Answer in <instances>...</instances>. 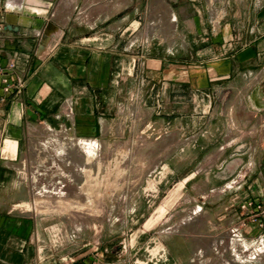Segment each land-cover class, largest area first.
Listing matches in <instances>:
<instances>
[{"label":"crops","instance_id":"1","mask_svg":"<svg viewBox=\"0 0 264 264\" xmlns=\"http://www.w3.org/2000/svg\"><path fill=\"white\" fill-rule=\"evenodd\" d=\"M147 1L0 0V66L14 65V88L5 94L0 85V264H67L47 252L49 223L19 209L30 196L21 176L26 134L37 122L86 140L112 134L114 102L135 68L123 52L152 53L135 74L145 83L141 99L153 103V115L166 118L174 137L170 153L156 163L164 171L160 184H181L183 193L191 184L201 187L193 191L198 202L232 182L223 193L235 197L234 205L264 198V0H235L250 8L234 14L224 7L212 12L224 0L182 1L193 7L171 20L173 33L184 27L180 46L159 38L162 18L153 23L158 39L146 43ZM163 101L170 104L165 112ZM206 140L211 143L204 145ZM222 160V180H216L214 165ZM233 163L234 174L228 167ZM166 208L152 219L168 213ZM197 208L200 215L209 213L206 201ZM196 222L185 219L176 226ZM197 237L192 254L179 256L162 236L163 254L155 260L193 263L204 234Z\"/></svg>","mask_w":264,"mask_h":264},{"label":"rangeland","instance_id":"2","mask_svg":"<svg viewBox=\"0 0 264 264\" xmlns=\"http://www.w3.org/2000/svg\"><path fill=\"white\" fill-rule=\"evenodd\" d=\"M158 1H147L144 13L146 43L158 39L153 23L162 18L163 25L156 27L159 30L156 33L162 34L159 38L180 46L185 39L184 27L173 33L176 23L171 20L175 15L182 18L193 6L187 9L188 6L181 4L184 0H161V5ZM224 3L212 7V12L224 7L227 13L234 14L238 9L245 13L250 8L249 5L235 4V0H224ZM123 53L129 56V62L134 61L135 68H131L130 75L125 77L123 84L126 85L119 94L121 99L114 102V132L102 137L103 140L92 139L97 141L98 147L91 155L80 149L77 144L80 138L59 129L38 127L39 122L26 134L21 176L29 184L30 196L29 202L19 209L49 223L47 252L57 259H64L67 264L76 261L80 264H160L155 258L159 253L163 254L162 236L169 238L167 242L175 254L186 256L192 254L195 245H199L197 235L204 234L203 248L195 252L194 262L190 264H264V232L257 233L251 224L252 216H247L241 209L246 200L262 201L264 198H244L234 205L235 197L223 193L234 187L236 182H232L209 192L198 202L193 191L201 187H191V184L183 193L181 184L173 186L170 180L160 184V172L164 171L156 170V163L170 153L174 137L166 118L153 115V103L141 99L145 83L135 74L137 64L141 66L144 57L152 53ZM244 71L246 68L241 72L247 73ZM114 76L119 81L115 87L120 89V71ZM161 106L164 112L170 109L167 101L161 102ZM48 131L55 132L57 137ZM56 138L69 144L66 150L68 163L44 174L50 156L43 151L40 142ZM210 143L203 142L204 145ZM197 154L194 152L191 156ZM222 167L223 160L214 165L216 180L221 179ZM228 167L234 174L236 165L233 163ZM42 173L45 182L40 184L41 187L54 179L55 183L70 180L68 196L42 195V188L36 193L37 179ZM202 201H206L208 214L198 212L197 207ZM226 205L234 206L230 209L232 213L224 212ZM162 206H167L168 213L159 220L152 219ZM192 218L197 222L180 229L176 226L178 221ZM149 219L152 220L145 225ZM176 230L186 235H172Z\"/></svg>","mask_w":264,"mask_h":264},{"label":"bare ground","instance_id":"3","mask_svg":"<svg viewBox=\"0 0 264 264\" xmlns=\"http://www.w3.org/2000/svg\"><path fill=\"white\" fill-rule=\"evenodd\" d=\"M48 132L51 135L57 137V134L55 132H53V131H48ZM77 144L80 146V149H82V151H84V152H86V153H88L90 155L94 152L96 147H98V143L95 140L81 139V140H79L77 142ZM68 145L66 144V142H64V141H62V140H60L58 138L53 139V140L40 142V146L42 147V149H44L43 151L50 156V160H49L50 163L47 164L48 165L47 166L48 170L43 171L44 174L49 173L48 171H51V170H54V169L56 170L57 168L59 169L58 166L60 164H67L68 163L67 155H66V150H67V148H69ZM70 146H71V144H70ZM44 174L42 173L40 175V177L37 179L38 180V185L36 186V193H37L38 190H40L42 188L41 189V190H43L42 191V195H46V196L54 195V196H58V197L68 196L70 180L69 181L67 180L68 182H64V183H60L58 181L55 183L54 182L55 179H54V180H51V182H49V185L41 187L40 184H43L45 182L44 178L42 176ZM71 191H73V190H71Z\"/></svg>","mask_w":264,"mask_h":264},{"label":"built area","instance_id":"4","mask_svg":"<svg viewBox=\"0 0 264 264\" xmlns=\"http://www.w3.org/2000/svg\"><path fill=\"white\" fill-rule=\"evenodd\" d=\"M14 69L13 64H9L6 67L0 66V85L2 86V91L5 94H9L14 88L13 84L10 82V73ZM23 86V83L18 85V90ZM241 209L247 214V216H252L251 224L258 229H264V200L249 199L246 200ZM254 215V217H253ZM245 227H247L244 224Z\"/></svg>","mask_w":264,"mask_h":264}]
</instances>
